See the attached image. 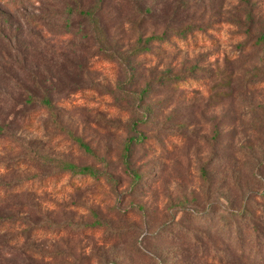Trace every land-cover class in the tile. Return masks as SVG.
I'll return each instance as SVG.
<instances>
[{
	"label": "rangeland",
	"instance_id": "374dc122",
	"mask_svg": "<svg viewBox=\"0 0 264 264\" xmlns=\"http://www.w3.org/2000/svg\"><path fill=\"white\" fill-rule=\"evenodd\" d=\"M263 210L264 0H0V264H246Z\"/></svg>",
	"mask_w": 264,
	"mask_h": 264
},
{
	"label": "trees",
	"instance_id": "16d2710c",
	"mask_svg": "<svg viewBox=\"0 0 264 264\" xmlns=\"http://www.w3.org/2000/svg\"><path fill=\"white\" fill-rule=\"evenodd\" d=\"M97 6L92 7L90 9H87V10H82L79 8L77 11L80 12L81 14L87 16L90 19V22H92V24L95 27V33L100 37V39L102 41L103 31H102V28H101L100 23H99V19H98L97 14H96L97 10L99 9V7H97ZM146 49H148V48L146 47ZM29 99L33 102H36L38 100L41 104H43L45 107H47L49 109V111L51 112V114L54 116V111H55L54 105H53L52 100H51L49 95H45V96L39 98L34 94L33 96H30ZM64 167L71 169V171H73L74 173H78V174L96 175V173H97V170L94 169L93 167H90V166L78 167L75 164L65 162ZM237 213L240 214V216L244 215L243 210H242V212L237 211ZM263 213H264V210H263ZM251 219H252V229L255 233L254 234L255 235V242L253 243V247L248 252H245L246 251V249H245L246 238L243 234V229L239 225H237L234 228L235 229V236H236L234 238V240L236 241V246H234V247L237 250L239 248V251L242 255V258L244 259V263H246V264H264V257L262 256V252L264 253V251H263V249H264V233L262 231V228H263L262 224L264 223V220L262 222L261 221L259 222L261 224H257L256 220L255 221L253 220L254 218H251ZM230 233H231V231H230ZM252 249H253V251H252ZM211 261L216 262L215 258H212Z\"/></svg>",
	"mask_w": 264,
	"mask_h": 264
}]
</instances>
